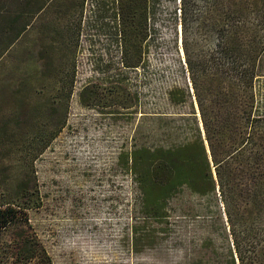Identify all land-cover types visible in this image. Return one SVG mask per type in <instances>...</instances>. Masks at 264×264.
<instances>
[{
	"label": "rangeland",
	"instance_id": "rangeland-1",
	"mask_svg": "<svg viewBox=\"0 0 264 264\" xmlns=\"http://www.w3.org/2000/svg\"><path fill=\"white\" fill-rule=\"evenodd\" d=\"M121 1L65 0L50 9L44 0H0V54L11 28L32 16L17 12L44 2L31 32L9 49L13 57L0 55V201L20 198L23 181L35 188L39 203L29 217L54 264H222L225 217L217 206L184 191L171 200L167 226L141 212L125 154L156 138L182 140L197 105L177 0H148L144 38L138 10L128 16ZM126 47L138 65H123ZM49 48L55 60L30 59ZM172 87L186 89L184 101L171 102ZM52 102L58 131L41 125ZM204 208L206 216L192 213Z\"/></svg>",
	"mask_w": 264,
	"mask_h": 264
},
{
	"label": "trees",
	"instance_id": "trees-1",
	"mask_svg": "<svg viewBox=\"0 0 264 264\" xmlns=\"http://www.w3.org/2000/svg\"><path fill=\"white\" fill-rule=\"evenodd\" d=\"M46 1L50 9L65 3ZM44 2L35 4L31 12H17L32 16L19 28H11L15 29L13 38L0 55L20 35L31 32L28 28ZM121 6L128 16L138 10L144 38L148 0H122ZM173 13L176 27H181L184 60L198 110H193L192 132L182 140L165 144L156 138L134 144L125 154L139 191L141 212L167 226L174 209L171 200L187 191L224 214L225 221L217 211L227 251L222 264H264V0H177ZM127 51L126 47L123 65H138L139 60H131ZM46 55L31 51L36 61L53 57L50 48ZM168 93L171 102L181 103L186 89L172 87ZM45 106L50 114L57 107V115L56 111L54 117L48 113L41 125L56 124L58 131L59 106L55 102ZM13 108L10 115L18 116ZM18 188L20 198L0 201V264H54L30 221L29 209L39 203L35 188L25 181ZM192 213L206 216L208 209ZM134 235L137 242L138 234Z\"/></svg>",
	"mask_w": 264,
	"mask_h": 264
},
{
	"label": "crops",
	"instance_id": "crops-1",
	"mask_svg": "<svg viewBox=\"0 0 264 264\" xmlns=\"http://www.w3.org/2000/svg\"><path fill=\"white\" fill-rule=\"evenodd\" d=\"M20 36H21V35H20ZM13 44H14V43H13ZM13 44H12V45H13ZM12 45H11V46L5 51V53H4L5 55H7V56L10 55L11 57H13V54H12V53L10 52V50H9V49L12 47ZM30 57H31V58H30L31 60H36V59H37L35 56H33V57L30 56ZM50 59H51V60H55V57L53 56V57L49 58V60H50Z\"/></svg>",
	"mask_w": 264,
	"mask_h": 264
},
{
	"label": "built area",
	"instance_id": "built-area-1",
	"mask_svg": "<svg viewBox=\"0 0 264 264\" xmlns=\"http://www.w3.org/2000/svg\"><path fill=\"white\" fill-rule=\"evenodd\" d=\"M179 29H180V35H181V27H180V25H179Z\"/></svg>",
	"mask_w": 264,
	"mask_h": 264
},
{
	"label": "water",
	"instance_id": "water-1",
	"mask_svg": "<svg viewBox=\"0 0 264 264\" xmlns=\"http://www.w3.org/2000/svg\"><path fill=\"white\" fill-rule=\"evenodd\" d=\"M198 110V109H197Z\"/></svg>",
	"mask_w": 264,
	"mask_h": 264
}]
</instances>
